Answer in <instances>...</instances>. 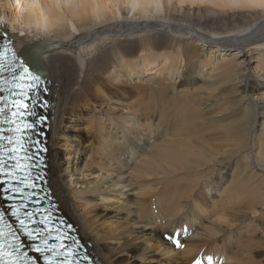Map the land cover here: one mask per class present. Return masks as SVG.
I'll return each mask as SVG.
<instances>
[{
    "label": "bare ground",
    "instance_id": "6f19581e",
    "mask_svg": "<svg viewBox=\"0 0 264 264\" xmlns=\"http://www.w3.org/2000/svg\"><path fill=\"white\" fill-rule=\"evenodd\" d=\"M22 1L15 0L18 19L38 32L0 27V35L18 53L37 42L46 47L38 60L42 79L52 83L48 184L94 259L192 264L204 243L227 235L237 246L231 264H264V217L253 219L264 213V0H175L179 9L162 0L172 4L164 15L144 9L132 16L110 8L128 0ZM19 26L8 20L12 30ZM133 94L150 104L131 109ZM73 119L78 130L69 129ZM195 133L197 154H179ZM203 133L212 134V145ZM151 175L162 182L148 184ZM200 186L222 205L197 232L200 209L194 219L185 209ZM159 187L162 194L179 190L163 212L149 196ZM177 232L184 251L168 239Z\"/></svg>",
    "mask_w": 264,
    "mask_h": 264
},
{
    "label": "rangeland",
    "instance_id": "374dc122",
    "mask_svg": "<svg viewBox=\"0 0 264 264\" xmlns=\"http://www.w3.org/2000/svg\"><path fill=\"white\" fill-rule=\"evenodd\" d=\"M176 1H178V0H176ZM176 1L174 0L173 2H174L175 5H177L176 7L179 9L178 2L175 3ZM225 1H226V3H228L231 0H225ZM238 1L239 0H235V3H234V0H232L231 2L233 3L234 6H236V5H238V4H236V2H238ZM22 2L23 1L21 0V5H22ZM232 3H230V4H232ZM71 4L73 5L74 3L73 2L72 3L70 2V5ZM166 6L172 8V4L171 5H167L166 2H164L162 0H157V1L154 0L153 2L147 3V4H142L141 2H138V0H128L125 3H115V4H112V7H110V8L114 9L115 11L120 12L117 15H127V13H128L129 16H132V14L134 15L135 12H136L135 14L141 13L144 9H148V12H147L148 14H146V15H154V14L155 15H164L166 13V9H167ZM22 7L23 8L21 10L22 11H25L26 8L24 7V5ZM261 10L263 11V9H261ZM16 13H17V4L15 3V0H0V18L3 19L2 20L3 23L2 22L0 23V27L5 28V31H9V32H12V33H17L18 35H21V34H23V35L31 34L32 35L34 32H38L39 28L37 26H35L34 23L22 22L23 20L20 19V18L18 19V17H17L18 16V13L17 14ZM108 17H110V16H108ZM150 17L151 16H148L146 18H141V19H147V18H150ZM137 19L141 20L140 18H137ZM8 20H11V21L15 20L16 21V24L18 26L20 25L19 26V30H12L10 27H8ZM184 22L191 24V22L190 21H187V20L184 21ZM192 24H194V23H192ZM65 25H66V27L68 29H72L75 26V21L72 20L69 17V15H66ZM84 26H86V25H84ZM43 29H45V28L42 27L41 30H43ZM96 65L97 64H94V66H96ZM128 99L129 100L126 101V104L129 105V107L131 109L144 108L145 106H148L150 104V102H151L150 99H149V97L146 96V95H143V94H133ZM152 107L153 106H151V108ZM84 113L87 114V112H84ZM75 121H76L75 119H73L71 121V124L68 125L69 126V129L70 128L71 129H74V128L77 129V126H75ZM89 121L90 120L87 117H82L80 123H86V122H89ZM78 128L81 129V131L83 132L84 135L86 134L87 129L85 128V124H83V126L80 125ZM94 132H95V130H94ZM165 132H168V131L166 130ZM202 138L207 143H209L211 145L214 143V142L211 141V138H212V134L211 133H209V134L208 133H203ZM190 142H191L190 147L188 149L182 147L179 150V154L188 155L189 157L195 156L197 154V133H195L193 135V137L191 138V141ZM192 147H193V151H190V149ZM61 150L63 152H65V154L62 157L64 159L68 158V156H67L68 147L65 146V144H63V146L61 147ZM96 151H97L96 148H93L89 155H91L92 158H94L95 155H96ZM128 168H130V166ZM155 173H159V172L157 171ZM152 177H154V175L153 176L151 175L150 177H148V181H147L148 184H151V182L153 184H157V183L160 184V182H162L161 181L162 180L161 178L159 179V177H158L157 179H154L155 178L154 177L152 179ZM90 178H92V177H89V178H86V179H90ZM169 181L171 182V180H169ZM165 182L162 183V185H161L162 188L165 186ZM185 187L186 186H180L178 189L179 190L180 189L181 190H185L184 193H186L188 187H186V188ZM78 188L83 189L84 186H80V184H79L78 185ZM162 188L160 189V187H159L158 190H157V192L154 195H153V193L149 194V196L151 198L150 199V202H152L153 204L155 203L154 206L153 205L151 206L152 209H155V207H156L155 205H157V206H159L161 208V211H162V208L164 209V207L167 206V204L168 205H171L170 204V199L173 196H175V198H178L177 197L178 196L177 194H179V192L177 193V191H179V190L177 189V187L172 188V190L170 191L171 193H168V194H162V192H161V190H163ZM203 193L204 192H202L201 186L198 189H196L195 192H194V194L191 196L190 205L185 209L186 210V214L188 213L187 214L188 219H192V218L194 219L195 216H196V213L198 214V211L197 210L200 209L201 212L199 213V215L201 214L200 216L202 217L203 220L201 221V220H199L197 218V230H196L197 232L200 231L201 229L204 231L205 230V227H206L205 224L210 223V222H213V221H215L217 219V214L215 213V210H220V207H221L220 206V204H221L220 203L221 202V198L219 197V195H217V197H215L213 200H210L211 199L209 197L210 195L208 194L209 196H206L205 197V196H203ZM166 199H168V200H166ZM157 202H158V204H157ZM199 202H200V206L203 205V208L202 209L199 207ZM243 204H244V202H243ZM202 210H204V211H202ZM260 216H261V219H262L264 217V213L257 214L256 217H254L253 219H256V218H258ZM251 220L252 219H249L250 222H251ZM206 221H207V223H206ZM187 231H189V229H187ZM225 237H227V239H228V236L227 235ZM225 237H223L224 239L221 242H220V240H222V239H220V237H218L217 238L218 241L216 243H214V244L204 243L203 246L197 252V254L195 253L196 254L195 257H194L195 259L191 263L192 264H195V261H197L199 259L203 263L208 264L209 258H211L214 261H216L215 264H231L232 263V260H233V257H234V255L237 252L236 251L237 246H236V242H232V241L230 242V241L226 240ZM240 240H242V238H239L237 240V242L240 241ZM178 248H179V251H182V250L184 251L185 246L183 245V247H178ZM241 256L243 257V254ZM154 264H159V263H154Z\"/></svg>",
    "mask_w": 264,
    "mask_h": 264
},
{
    "label": "snow or ice",
    "instance_id": "6c2138e0",
    "mask_svg": "<svg viewBox=\"0 0 264 264\" xmlns=\"http://www.w3.org/2000/svg\"><path fill=\"white\" fill-rule=\"evenodd\" d=\"M2 67V66H0ZM26 76H22L21 79L30 78L33 82H39L40 77L38 75H32L28 72L27 69H25ZM21 89L27 87L29 90H31L32 85H18ZM2 91V89H0ZM13 95H19L21 97H24L27 95L26 92L20 91L18 93H12ZM29 100H31V97H29ZM40 107L46 106L43 102H38ZM36 105H33L32 107H35ZM13 108L14 111L10 112V119H5V123H9L14 125L15 127L9 129V131L16 133L15 139L11 136L5 137L0 135V140H6L8 145H12L11 148L7 149V155L8 160L15 161L14 164L10 166H6L7 162L3 159H0V175H4L7 177H11L12 183H8V181H0V183H7L8 186L5 187L3 190L5 193H13V195H8L6 198L9 200H14L15 193H21L23 191L22 188L16 186V175L15 171H23L25 173L30 172L32 167H41L39 163H35V161L40 160L41 153L47 151L46 148L41 147L42 141L40 137L43 136L42 132L38 131V126L43 125L47 117L42 115H37L35 111H32L30 108L29 103H25L23 100L19 101H13ZM5 112V109L0 108V116H3ZM36 117L34 121H28L25 120L24 117ZM2 131V130H0ZM30 132H35V137H33ZM28 134V138L24 139L25 135ZM28 148H35V152H33L31 155H28ZM25 153L23 157L19 156V153ZM23 161H29L31 163L29 164H23ZM35 179H43V175L39 174ZM35 179L31 178L29 175H25V177L20 180L19 182L24 184L26 187H32L35 189L37 187L35 183ZM32 195H36L35 192L29 194L31 197ZM34 203H39V200L33 201ZM24 208H27V205H24ZM39 211V209H35L32 212L24 211L23 212V218H21L20 209L15 208L12 212V215L16 217L17 221L20 224V227L22 230L26 232V234L30 237H33L34 239L37 236L41 235V232L43 230H30L26 226V221L30 223H35L32 218L33 216ZM44 221L41 220L39 223H43ZM7 229V232L5 231ZM35 233V235H34ZM50 235V230H49ZM180 233L177 232L173 236H169V240H173L176 247H183V245L180 243V240L177 238L179 237ZM10 237L13 241L17 240V230L14 229L10 224H8L5 221V216L3 212H0V264H27L26 261H23L21 259L22 254H18L17 249L24 247L23 244H17L15 248L11 247L9 245L10 250L5 251V237ZM57 239H62V237H57ZM44 243L47 244V240H44ZM59 247L61 249L67 248V245L63 242L60 243ZM83 247V245H81ZM35 251L41 252V251H51L55 253L56 248L55 246H52L50 248L41 249L39 246L35 248ZM71 252V250H69ZM75 255L74 253H72ZM7 257V259H5ZM48 264H53L51 259H48ZM83 260L85 261V264H87L88 257L85 255L83 257ZM33 264L35 262L33 261ZM59 264H64V262H59ZM78 264V262H77ZM195 264H203L202 261L197 260L195 261ZM208 264H211V258H209Z\"/></svg>",
    "mask_w": 264,
    "mask_h": 264
},
{
    "label": "water",
    "instance_id": "95a60500",
    "mask_svg": "<svg viewBox=\"0 0 264 264\" xmlns=\"http://www.w3.org/2000/svg\"><path fill=\"white\" fill-rule=\"evenodd\" d=\"M46 47L42 42H37L30 46L22 48L19 53V59L23 64H29V66L37 71L42 70V66L38 60V55L41 51L45 50ZM40 74H42L40 72Z\"/></svg>",
    "mask_w": 264,
    "mask_h": 264
}]
</instances>
